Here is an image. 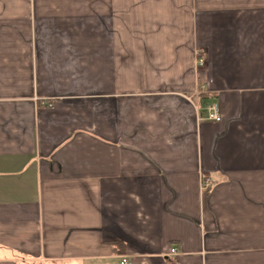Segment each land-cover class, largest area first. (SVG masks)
I'll return each instance as SVG.
<instances>
[{
  "label": "crops",
  "instance_id": "obj_1",
  "mask_svg": "<svg viewBox=\"0 0 264 264\" xmlns=\"http://www.w3.org/2000/svg\"><path fill=\"white\" fill-rule=\"evenodd\" d=\"M124 257L264 264V0H0V264Z\"/></svg>",
  "mask_w": 264,
  "mask_h": 264
},
{
  "label": "built area",
  "instance_id": "obj_2",
  "mask_svg": "<svg viewBox=\"0 0 264 264\" xmlns=\"http://www.w3.org/2000/svg\"><path fill=\"white\" fill-rule=\"evenodd\" d=\"M200 64H203L204 59L200 58L199 59ZM205 88V85H203L201 87V90H203ZM44 105H48V106H52L53 103L49 100H43L42 101ZM207 111V115H206V119L210 120V121H217L221 119V111H220V105L218 103V101H212L210 104L207 105L206 108ZM206 186H208L209 184H205ZM172 252L175 253L177 252L176 248H172ZM129 261L126 257H124L121 261V264H128Z\"/></svg>",
  "mask_w": 264,
  "mask_h": 264
},
{
  "label": "trees",
  "instance_id": "obj_3",
  "mask_svg": "<svg viewBox=\"0 0 264 264\" xmlns=\"http://www.w3.org/2000/svg\"><path fill=\"white\" fill-rule=\"evenodd\" d=\"M123 245H124L123 242H116L115 243V247L121 246V250H120L121 253L124 252V249H122Z\"/></svg>",
  "mask_w": 264,
  "mask_h": 264
}]
</instances>
